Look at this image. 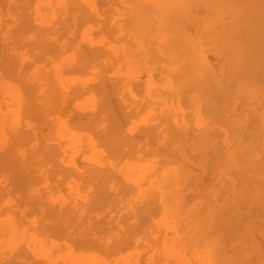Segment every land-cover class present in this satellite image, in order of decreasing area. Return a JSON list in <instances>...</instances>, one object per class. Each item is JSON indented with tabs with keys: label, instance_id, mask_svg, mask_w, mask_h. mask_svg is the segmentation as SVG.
<instances>
[{
	"label": "rangeland",
	"instance_id": "1",
	"mask_svg": "<svg viewBox=\"0 0 264 264\" xmlns=\"http://www.w3.org/2000/svg\"><path fill=\"white\" fill-rule=\"evenodd\" d=\"M151 1L0 0V264H264V0Z\"/></svg>",
	"mask_w": 264,
	"mask_h": 264
},
{
	"label": "bare ground",
	"instance_id": "2",
	"mask_svg": "<svg viewBox=\"0 0 264 264\" xmlns=\"http://www.w3.org/2000/svg\"><path fill=\"white\" fill-rule=\"evenodd\" d=\"M180 1H181V0H180ZM218 1H219V0H218ZM218 1L215 0V2H218ZM235 1H236V0H235ZM151 2H153V0H152ZM155 2H159V4L162 6V4L160 3L159 0H157V1H155ZM155 2H154V3H155ZM161 2H164V0H162ZM166 2H167V0H166ZM171 2H172V1H171ZM174 2H175V0H174ZM174 2H172V4H171V3H169V4H171V6H172V5L174 4ZM213 2H214V1H213ZM219 2H220V1H219ZM154 3H153V4H154ZM237 3H238V1H237ZM155 4H157V3H155ZM155 4H154V5H155ZM159 4H158V5H159ZM165 4H166V3H165ZM175 4H176V5H173V6H177L179 3H176V2H175ZM182 4H183V2H182L181 4H179V5L182 6ZM216 4H217V3H216ZM224 4H225V3H224ZM166 5H167V4H166ZM184 5H185V4H184ZM171 6H169V7L172 8L173 6H172V7H171ZM220 6H221V5H220ZM178 7H179V6H178ZM182 7H183V6H182ZM186 7H187V6H185V8L183 7L184 9L182 8V9H181L182 11H181V10H178L177 8H175V11H179V12H181V13H177V14L185 13L184 10H186ZM159 8H161V7L159 6ZM222 8H223V7H222ZM179 9H180V8H179ZM173 10H174V9H173ZM143 11H144V10H143ZM146 11H147V10H146ZM169 11H170V10H169ZM152 12H153V10H152ZM160 12H162V10H161ZM146 13H147V12H146ZM153 13H155V12H153ZM171 13H172V15L174 16V13H176V12L171 11ZM157 14H158V13H157ZM168 14H169V12H168ZM186 14H187V12H186ZM147 15H148V14H147ZM158 15H159V14H158ZM161 15H163V14H161ZM161 15H160V16H161ZM168 16H171V14H170V15H167V13H166L165 16H162V18H164V17H168ZM171 17H172V16H171ZM171 17H169V18H171ZM175 17H176V16H175ZM175 17H173V18H175ZM178 17H179V16H177L176 20H177V19H180V21L183 20L184 18H187V16H185V14L182 15V17H184V18H182V17H179V18H178ZM147 18H148V17H147ZM151 18H152V17H151ZM162 18H161V20H162ZM169 18H165V20L163 19L162 22H161V24H163V25L166 24V23H165V21H166V22L168 23L167 26L172 25V24H169V23H170V22H169V20H170ZM168 19H169V20H168ZM237 19H238V18H237ZM150 20H152V19H150ZM167 20H168V21H167ZM174 20H175V19H174ZM176 20H175V21H176ZM187 20H188V19H187ZM187 20L185 19V22H186ZM148 21H149V18H148ZM170 21H171V20H170ZM183 21H184V20H183ZM151 22L154 23V20L151 21ZM177 22H178V21H177ZM177 22H176V24H175L174 22H171V23H174V25H175V28H176V29H175V32H176V30L178 29V28H177V27H178V26H177ZM192 23H193V22H192ZM149 25H150V23H149ZM193 25H195V23H194ZM193 25H191L192 28H193ZM198 25H199V24L197 23V27H196V28H198ZM160 26H162V25H160ZM176 26H177V27H176ZM170 27H171V26H170ZM170 27H164V28H167V30L164 29V31H166V32L169 31L170 29H168V28H170ZM172 27H173V26H172ZM187 27H190V26H187ZM194 27H195V26H194ZM173 28H174V27H173ZM185 28H186V27H185ZM147 29H149V28H147ZM162 29H163V27H162ZM171 29H172V28H171ZM159 30H160V28H159ZM194 30H195V29H194ZM177 31H179V29H178ZM184 31H185V30H184ZM195 31H197V29H196ZM214 31H215V30H214ZM155 32H156V33H154V34L157 35V32H158V31L155 30ZM159 32H160V31H159ZM161 32H162V31H161ZM166 32H165V33L162 32L163 34H161V35H163V36L166 35ZM169 32H171V30H170ZM189 32H190V31H189ZM172 33H174V32L168 33V35H170V34H172ZM177 33H179L181 36L177 35ZM183 33L185 34V33H187V32H186V31H185V32L180 31V32H176V33H174L173 35H171V36H172L171 38H174V40H175V41H170V42H172V45H173V42H175L174 45H175L176 43H178L177 41H178V39H180V37H181L180 41H182V39L184 38V37H182ZM192 33H193V29H192ZM194 33H195V32H194ZM175 34H176L178 37H177ZM236 34H238V37H239V33H238V31H237ZM159 35H160V34H159ZM161 35H160V36H161ZM174 35H175V37H174ZM190 35H192V34H190ZM152 36H153V34H152ZM160 36H159V37H160ZM186 36H187V34H186ZM195 36H196V35H195ZM250 36H252V35H250ZM153 37H155V36H153ZM159 37H158L157 39H159ZM164 37H165V36H164ZM166 37H168V36H166ZM168 38H170V36H169ZM176 38H178V39H176ZM246 38H247V37H246ZM162 39H163V38H162ZM164 40H166L165 43H168V42H169V41L167 42V39H164ZM168 40H171V39H168ZM238 40L240 41V39H238ZM238 40H236V42H238ZM180 41H179V43H180ZM183 41H184V39H183ZM183 41L180 43L181 46H182V43H186V45H187V42H188V41H187V42H186V41L183 42ZM220 41H221V40H220ZM227 42H228V41H227ZM229 42H230V41H229ZM234 42H235V41H234ZM234 42H233V43H234ZM159 43H160V42H159ZM161 43H162V41H161ZM165 43H163V44H164V45L166 46V48H167V45H166ZM170 44H171V43H170ZM180 44H176V45H177V47H180V50H181V49H183V48H181V46H178V45H180ZM221 44H223V43H221ZM229 44H231V42H230ZM229 44H228V45H229ZM234 44H235V43H234ZM263 44H264V43H263ZM160 45H161V44H160ZM168 45H169V44H168ZM183 45H184V44H183ZM224 45H225V46L227 45V44H226V41H225V44H224ZM245 45H246V43H245ZM219 46H220V45H219ZM236 46H237V44H236ZM162 47H163V46L161 45L160 49H161ZM168 47H169V46H168ZM172 47L174 48L175 46H172ZM188 47H189V46H188ZM220 47H221V46H220ZM262 47H263V46H262ZM170 48H171V47H170ZM170 48H169V50H168V48H167L168 51H167L165 48H162V49H165L164 52H165V53L167 52L168 55H170L171 53H173L174 50H176V53H178V52H177V49H178V48H177V49H174V50H171ZM173 48H172V49H173ZM184 48H185V47H184ZM190 48H191V47H190ZM190 48H189V49H190ZM263 48H264V47H263ZM214 49H215V48H214ZM216 49H217V47H216ZM170 50L172 51L171 53H170ZM178 50H179V49H178ZM180 50H179V52H180ZM224 50H225V49H224ZM224 50L222 49V51H224ZM263 50H264V49H263ZM214 51H215V50H214ZM217 51H218V50H216L215 52H217ZM220 51H221V50H220ZM188 52H189V55L192 54V57H193V58H192L191 55H190V58H192V59H194V55H195V56L198 55V54H195L193 51H192V52H193L194 54H193V53H190L191 50H190V51L188 50ZM96 53H97V52H96ZM167 53H166V54H167ZM180 53H181V52H180ZM162 54H164V53H162ZM174 54H175V51H174ZM182 54H183V53H182ZM171 55H172V54H171ZM185 55H186V52H185ZM178 57H179V58H180V57L182 58L181 54H180V55L178 54L177 57H175V60H176V58L178 59ZM170 58H171V57H170ZM173 58H174V57H173ZM183 58H184V57H183ZM199 58H201L200 60L203 59L202 57H199ZM192 59H191V60H192ZM170 60H171V59H170ZM170 60H169V61H170ZM172 60H173V59H172ZM200 60H198V57H197V59H196L197 63H198V62L201 63V62L203 61V60H202V61H200ZM176 61H177V60H176ZM178 61H179V60H178ZM172 63H173V62H172ZM174 63H175V62H174ZM193 63H195V65H193V67L198 68V67L196 66L197 63H196V62H193ZM175 64H176V63H175ZM204 64L206 65V62L203 63V64H201V65L204 66ZM207 65H208V64H207ZM207 65H206V66H207ZM185 66H187V65H185ZM198 66H199V65H198ZM203 66H202V67H203ZM206 66H205V67H206ZM179 67L181 68L182 66H179ZM189 67H190V65H189ZM193 67H192V68H193ZM199 67H201V66H199ZM202 67H201V68H202ZM177 68H178V67H177ZM177 68H176V69H177ZM206 68H207V67H206ZM190 69H191V68H190ZM198 69H199V68H198ZM198 69H197V70H198ZM209 69H210V68H209ZM214 69H215V68H214ZM225 69H226V68H225ZM178 70H179V69H178ZM194 70H195V69H194ZM199 70H200V69H199ZM199 70H198V71H199ZM201 70H202V69H201ZM211 70H212V69H210V71H209L210 74H211V72H212ZM176 71H177V70H176ZM189 71H190V70H189ZM213 71H214V70H213ZM215 71H216V70H215ZM182 72H184V71H182ZM191 72H192V71H191ZM202 72H204V71L202 70ZM209 72H208V73H209ZM173 73H174V72H173ZM187 73H188V72H187ZM198 73H199V72H198ZM184 74H186V72H185ZM184 74H182V75L180 76V79L184 80V79H183ZM201 74H202V75H201ZM212 74H213V72H212ZM203 75H205V74H204V73H200V76H203ZM214 75H215V74H214ZM214 75H212V76L214 77ZM216 75H217V74H216ZM216 75H215V76H216ZM182 76H183V77H182ZM188 76H189V73H188V75H187V74L185 75V77H188ZM191 76H192V75H191ZM193 76H194V75H193ZM193 76H192L193 79L191 78V80L196 81V78H194ZM197 76H198L197 78H198V80H199V81H198V80H197V81H198V83H200L201 85H202V84L204 85V84L207 82V80L203 81L204 79H202L199 75H197ZM231 76H233V75H231ZM195 77H196V76H195ZM199 77H200V78H199ZM205 77H206V75H205ZM208 77H209V76H208ZM219 77H220V76H219ZM221 77H222V75H221ZM203 78H204V76H203ZM216 78H217V77H216ZM222 78H223V77H222ZM233 78H234V77H233ZM201 79H202V80H201ZM205 79H206V78H205ZM218 79H219V78H218ZM218 79H217L216 81H218ZM224 79H225V78H224ZM182 80H181V81H182ZM211 80H212V82H214V80H213L212 78H211ZM219 80H221V79H219ZM197 81L195 82L196 85L198 84ZM184 82H185V81H184ZM186 82H187V78H186ZM191 82H192V81H191ZM204 82H205V83H204ZM223 82H225V81H223ZM223 82L221 81V83H223ZM187 83H188V82H187ZM214 83L216 84L215 86H217V83H216V82H214ZM214 83L212 84L213 86L211 87L212 90H213V87H214ZM221 83H220V84H221ZM200 84H198V85H200ZM224 84H225V83H223V86H224ZM228 85H229V84H228ZM228 85H227V83H226V87H225V89L227 88ZM210 86H211V85H209V87H210ZM218 86H219V84H218ZM223 86L221 85L220 87H223ZM230 86H231V84H230ZM232 86H234V85H232ZM207 88H208V87H207ZM217 88H219V87H217ZM223 89H224V88H223ZM223 89H222V91H223ZM228 89L230 90V89H232V88L229 87ZM205 90H206V89L202 90L201 92H203V94H204V93H205V92H204ZM208 90H209V89H208ZM220 90H221V89H219V90H218L219 92H217V93H218L219 95H223V93H222ZM209 91H210V93H211V90H209ZM225 91H226V90H225ZM230 91H232V90H230ZM230 91H229L230 94H227V91H226V94H227L228 96L232 94ZM206 92H208V91L206 90ZM213 92H214V91H212V95H213ZM232 92H233V91H232ZM221 93H222V94H221ZM200 94H201V93H200ZM203 94H201V96H204ZM208 94H209V93H208ZM233 95H234V94H233ZM233 95H232V96H233ZM208 96H210V95H208ZM208 96H207V97H208ZM214 96H215V95H214ZM216 96H217V95H216ZM219 97H221V96H219ZM210 98H211V97H210ZM221 98H222V97H221ZM226 98H228V97L226 96ZM226 98H225V99H226ZM229 98L231 99V97H229ZM204 99H206L205 96H204ZM225 99H224V100H225ZM230 99H228V100H230ZM224 100H222V101H224ZM226 100H227V99H226ZM220 102H221V101H220ZM227 102H228V101H227ZM228 103H229V102H228ZM222 105H223V104H222ZM207 107H208V106H207ZM211 107H212V106H211ZM211 107H209L208 109L213 110L214 105H213V108H211ZM226 108H227V107H226ZM214 109H215V108H214ZM217 109H218V107H217ZM215 110H216V109H215ZM218 110H219V109H218ZM250 110H251V109H250ZM163 113L165 114V112H163ZM213 113H214V115H215V113H217V112H213ZM217 114H218V113H217ZM165 115H166V114H165ZM263 115H264V113H263V114H257V115L255 114L254 116L252 115V116H250L249 118L254 117L255 119H253V118H251V119H253V121L256 122V123L258 124V123H260V121H259L260 119H262V120L264 121V116H263ZM221 116H222V115H221ZM161 117H162V115H161ZM213 117H214V116H212V118H213ZM257 117H258V118H257ZM212 118H211V119H212ZM257 119H258V120H257ZM160 120H163V119H160ZM163 121H164V120H163ZM163 121H162V122H163ZM257 121H258V122H257ZM150 129H151V128H150ZM152 129H153V128H152ZM150 131H151V130H150ZM175 132H176V133L179 132V129H178V131L176 130ZM151 133H152V132H151ZM252 133H253V132H252ZM249 135H250V134H249ZM178 136H179V135H178ZM169 137H170V136H169ZM171 137H172V136H171ZM171 137H170V138H171ZM171 139H172V138H171ZM174 140H175V139H174ZM241 146H242V144H241ZM241 146H240V147H241ZM9 155H10V154L8 153V157H9ZM11 155H12V154H11ZM51 155H52V154H51ZM51 155H49V158H50ZM46 157H47V155H46ZM230 157H231V156H230ZM4 158L7 159L6 156H4L3 159H2V161L5 160ZM11 158H12V157H11ZM46 159H47V158H46ZM10 161H11V160H10ZM5 162H6V160H5ZM72 167H74V168H72ZM72 167H71L72 170L69 168V170L71 171L70 173H72V172L74 173V172H75V166H72ZM92 168H93V167L90 168V169H91L90 171H91L92 173H91L90 171L86 170L87 172H90V173L92 174V177H93V175H95L94 177H95V179H96V178L99 177V175L101 176L102 173L100 174L99 171H100L102 168H101L100 170H99V169H98V170H95L94 168H93L94 170H92ZM65 169H66V168H65ZM66 170H67V169H66ZM60 171H61V170H60ZM84 171H85V170H84ZM93 171H95L96 174H94ZM96 171L99 172V175H97L98 172H96ZM66 172H68V170H67ZM66 172H65V174H66ZM101 172H102V171H101ZM68 173H69V172H68ZM79 174H80V172H79ZM81 174H83V175L85 174V175H86L85 172H83V173H81ZM106 174H107V173H106ZM70 175H71V174H70ZM96 176H98V177H96ZM109 176H110V175H109ZM241 176H242V175H241ZM90 177H91V176H90ZM94 177H93V178H94ZM245 178H246V176H245ZM246 179H247V178H246ZM136 183H138V182H136ZM238 183H239V182H238ZM243 184H244V182H243ZM241 186H242V184H241ZM243 186H245V185H243ZM130 187H131V185H130ZM132 188H133V187H132ZM241 188H242V187H241ZM130 189H131V188H130ZM127 190H128V188H127ZM128 191H129V190H128ZM131 191H133V190H131ZM160 194H161V193H160ZM163 195H164V194H163ZM163 197H165V195H164ZM263 210H264V209H263ZM62 211H63V210H61V213H62ZM241 247H242V246H241ZM243 250H244V249H243ZM182 252H183V251H182ZM178 254H179V253H178ZM174 255H175V254H174ZM178 256H179V255H178ZM180 256H181V255H180ZM180 256H179V257H180ZM179 257H178V258H179ZM206 257H207V256H206ZM183 258H185V257H182V256H181V258H179V259H180V260H183ZM222 259H223V258H222ZM180 260H179V261H180ZM184 260H185V259H184ZM186 261H187V260H186ZM204 262H205V261H204ZM206 262H207V260H206ZM206 262H205V264H206ZM207 264H208V262H207ZM220 264H221V263H220Z\"/></svg>",
	"mask_w": 264,
	"mask_h": 264
}]
</instances>
